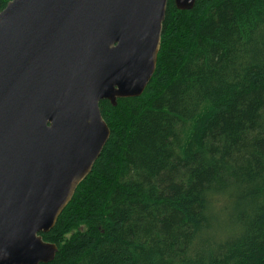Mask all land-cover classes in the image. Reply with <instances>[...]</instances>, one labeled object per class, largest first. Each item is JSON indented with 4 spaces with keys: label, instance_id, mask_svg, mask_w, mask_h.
<instances>
[{
    "label": "trees",
    "instance_id": "1",
    "mask_svg": "<svg viewBox=\"0 0 264 264\" xmlns=\"http://www.w3.org/2000/svg\"><path fill=\"white\" fill-rule=\"evenodd\" d=\"M99 108L45 264H264V0H167L145 90Z\"/></svg>",
    "mask_w": 264,
    "mask_h": 264
},
{
    "label": "water",
    "instance_id": "2",
    "mask_svg": "<svg viewBox=\"0 0 264 264\" xmlns=\"http://www.w3.org/2000/svg\"><path fill=\"white\" fill-rule=\"evenodd\" d=\"M196 0H173L189 10ZM167 0H10L0 10V264H45L110 130L99 102L152 78Z\"/></svg>",
    "mask_w": 264,
    "mask_h": 264
}]
</instances>
